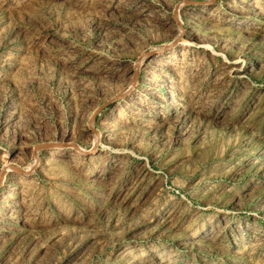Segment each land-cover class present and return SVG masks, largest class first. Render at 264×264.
Listing matches in <instances>:
<instances>
[{
    "label": "rangeland",
    "instance_id": "rangeland-1",
    "mask_svg": "<svg viewBox=\"0 0 264 264\" xmlns=\"http://www.w3.org/2000/svg\"><path fill=\"white\" fill-rule=\"evenodd\" d=\"M0 264H264V0H0Z\"/></svg>",
    "mask_w": 264,
    "mask_h": 264
},
{
    "label": "bare ground",
    "instance_id": "bare-ground-1",
    "mask_svg": "<svg viewBox=\"0 0 264 264\" xmlns=\"http://www.w3.org/2000/svg\"><path fill=\"white\" fill-rule=\"evenodd\" d=\"M96 138H97V141L99 140V137L98 136H96ZM68 144H70V143H68ZM11 167V165H9V164H7V166L5 167V169H9Z\"/></svg>",
    "mask_w": 264,
    "mask_h": 264
}]
</instances>
